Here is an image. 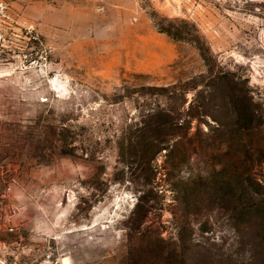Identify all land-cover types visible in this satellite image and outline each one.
<instances>
[{
    "label": "rangeland",
    "instance_id": "374dc122",
    "mask_svg": "<svg viewBox=\"0 0 264 264\" xmlns=\"http://www.w3.org/2000/svg\"><path fill=\"white\" fill-rule=\"evenodd\" d=\"M4 2L0 264H264V0Z\"/></svg>",
    "mask_w": 264,
    "mask_h": 264
},
{
    "label": "built area",
    "instance_id": "2783aa9c",
    "mask_svg": "<svg viewBox=\"0 0 264 264\" xmlns=\"http://www.w3.org/2000/svg\"><path fill=\"white\" fill-rule=\"evenodd\" d=\"M7 15V9H6V4L4 0H0V20L4 18ZM54 264H61L59 263V260L55 259L53 261ZM7 264H29L28 262L21 260L17 257L11 258Z\"/></svg>",
    "mask_w": 264,
    "mask_h": 264
},
{
    "label": "trees",
    "instance_id": "16d2710c",
    "mask_svg": "<svg viewBox=\"0 0 264 264\" xmlns=\"http://www.w3.org/2000/svg\"><path fill=\"white\" fill-rule=\"evenodd\" d=\"M164 31H166L171 37H173L175 39H178L179 38V36L176 35L175 33H173L171 30H164Z\"/></svg>",
    "mask_w": 264,
    "mask_h": 264
},
{
    "label": "bare ground",
    "instance_id": "6f19581e",
    "mask_svg": "<svg viewBox=\"0 0 264 264\" xmlns=\"http://www.w3.org/2000/svg\"><path fill=\"white\" fill-rule=\"evenodd\" d=\"M65 260H66V258H65Z\"/></svg>",
    "mask_w": 264,
    "mask_h": 264
}]
</instances>
